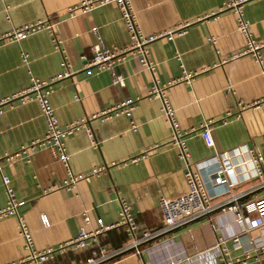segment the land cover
<instances>
[{"label":"crops","instance_id":"0c3cea01","mask_svg":"<svg viewBox=\"0 0 264 264\" xmlns=\"http://www.w3.org/2000/svg\"><path fill=\"white\" fill-rule=\"evenodd\" d=\"M80 1L0 0V36L49 18L57 23L54 31L62 51L52 50L44 31L19 42L1 43L0 99L24 89L30 76L43 81L53 79L49 104L59 128L131 100L134 109L130 116L90 120L86 128L91 138L84 129H78L65 138L64 145L74 174H86L102 163L119 164L143 157L134 164L117 165L101 175L86 177L77 182L72 192H42L64 178L62 165L48 150L34 152L29 163L20 160L9 166L1 164V174L8 177L16 198L23 202L18 214L36 250L54 248L75 238L84 212L89 218L84 226L86 231L95 229L98 221L103 225L115 223L119 200L131 207L141 229L162 227L157 200L182 194L185 183L184 164L177 161V150L169 141L171 129L160 112L161 103L148 96L155 85L165 87L163 94L178 130H196L183 137L190 165L238 147L253 148L262 155L264 164V109L239 112L236 107L238 102L249 104L262 97L264 86L252 59L236 55L244 49V40L236 31L231 11L220 10L225 0H129L141 34L153 38L146 48L154 69L148 72L135 56L127 54L115 68L124 78L122 88L111 85L107 72L84 68L96 43L91 28H96L99 39L108 48H121L128 43L119 11L107 4L87 14L68 17V8ZM242 12L251 37L263 41L264 0H246ZM21 54L27 56L25 64ZM260 54L264 64V48ZM63 60L71 74L59 79ZM180 66L196 75L188 83H170L180 76ZM203 123H209L213 141L210 149L204 146L197 130ZM131 124L136 126L134 130ZM43 133L44 123L36 103L15 104L11 109L2 107L0 153H13ZM91 140L96 147H92ZM259 183L255 178H241L227 195L215 202L226 201L231 195L239 196L238 200L244 198L238 204L264 197V188ZM5 200L0 182V208ZM40 216L45 217L47 226L41 224ZM255 217L249 215L250 219ZM209 218L211 223L200 220L173 230L146 243L139 255L128 253L107 264H140L141 260L145 264H165L168 258L175 257L183 259L178 264H215L218 262L215 253L184 259L210 247L216 237L224 239L229 259L264 247V216L262 226L249 232L238 227L230 213L215 211ZM230 235L237 236L238 247L233 245ZM125 242L123 230L112 229L99 235L93 244L55 254L44 264H84L98 247L113 250L123 247ZM24 254L15 219H1L0 264L14 262ZM260 264H264V256Z\"/></svg>","mask_w":264,"mask_h":264},{"label":"built area","instance_id":"2783aa9c","mask_svg":"<svg viewBox=\"0 0 264 264\" xmlns=\"http://www.w3.org/2000/svg\"><path fill=\"white\" fill-rule=\"evenodd\" d=\"M246 0H225L220 10H230L235 18L236 31L244 40V49L239 52L238 56H249L255 65L258 67V75L264 86V64L260 51L264 48V40L257 41L251 37L248 30V24L243 19L242 4ZM107 4L114 5L120 14V20L123 23L129 41L121 48H108L103 45L98 37L96 28H91L90 32L96 37V43L91 48V56L85 59L84 68H94L98 72H107L110 77L112 86L119 88L124 87V78L115 72V68L120 65L126 58L127 54L135 56L138 59L141 67L152 73L154 65L149 59L146 45L153 38L144 37L135 21V14L132 10L129 0H81L78 5L68 8L66 14L68 17H74L75 13L87 14L97 7ZM56 21L52 19L36 21L32 24L13 29L6 34L0 36L1 43L19 42L27 36L44 31L48 34L54 52L62 53L60 49V41L55 34L54 27ZM177 60L179 57L176 55ZM84 59V57H82ZM22 63L27 62L26 54H21ZM62 71L57 78H67L70 76L69 65L62 61L60 64ZM180 76L170 83L184 82L188 83L196 75L195 73L186 72L180 66ZM56 79V78H55ZM55 80L43 81L33 77H29L27 86L20 92L0 99V114L2 107L8 109L13 108L15 104L23 105L34 102L37 104L40 112V117L44 123V133L40 138L30 141L27 145L21 146L13 153H0V182L5 194V204L0 208V220L12 217L16 221V229L19 237L23 242V250L25 254L16 261L9 264H44L51 260L55 254H59L65 250H79L96 242V238L106 231L121 228L125 234L126 242L123 247L118 249H108L98 247L96 251H92L84 264H107L120 258L128 253L139 255L142 246L150 243L155 239L162 237L169 232L187 227L193 223L205 220L210 222V215L219 211L220 213H230L233 215L234 222L238 227H241L244 232L259 228L263 222L264 216V197L254 201L238 204V197L231 195L226 201H218L230 192L241 178L249 180L255 178L260 180L259 187L264 188V164L262 155L253 148L238 147L231 150H226L206 160L205 162L190 165L188 163L187 147L183 137L188 133L196 131L194 128L188 132H180L173 120L172 111L169 108L167 100L163 94V88L156 85L148 92L149 97L159 99L161 103L160 112L169 124L170 143L176 148V159L184 164L183 179L185 190L182 194L173 197H160L157 200V209L161 216L162 227L157 230H144L138 225L131 207L123 200H119V210L117 220L113 224L103 225L100 221L97 222L95 229L86 231L84 226L88 224L89 218L82 214V224L78 228V234L75 238L68 240L54 248H44L36 250L33 248L32 237L27 230L21 216L18 214V209L23 205V202L18 200L10 187L8 177L1 174V164L11 165L17 161L29 163L30 156L40 149L48 150L54 159L58 161L64 170V178L60 181L48 185L42 192L49 193L52 191L63 190L72 192L78 181L89 177L98 176L105 173L109 168L117 165L126 166L136 163L143 156H136L123 162L116 164L115 162L102 163L94 168H91L86 174H74L69 168V155L66 153L64 140L78 129H84L88 137H92L89 130L86 128V123L90 120H106L118 115L130 116L134 109V102L126 100L118 106L102 110L96 114L81 118L75 122L59 128L53 108L49 104V95L52 92L51 84ZM76 96H75V98ZM238 111L246 109L257 110L264 109V95L249 104L238 102L236 104ZM229 115V114H227ZM237 114L236 116H238ZM131 130L136 126L130 125ZM199 136L207 149L213 147V141L209 132V123H203L197 129ZM92 147H96V142L91 140ZM242 175V176H241ZM241 176V178H240ZM240 178V179H239ZM254 214L256 217L250 219L249 215ZM40 222L43 226L48 223L44 216H40ZM212 231L215 228L210 224ZM231 236V235H230ZM233 245L238 247L237 236H231ZM224 239L216 237L214 243L201 251H196L187 259L195 258L207 253H215L218 262L215 264H260L261 258L264 256V247H258L251 252H244L240 257L229 259L227 258V249L224 247ZM182 258H168L165 264H178ZM140 264H145L142 260Z\"/></svg>","mask_w":264,"mask_h":264},{"label":"water","instance_id":"95a60500","mask_svg":"<svg viewBox=\"0 0 264 264\" xmlns=\"http://www.w3.org/2000/svg\"><path fill=\"white\" fill-rule=\"evenodd\" d=\"M243 199H244V198H243ZM243 199L241 198V199H239L238 201H242Z\"/></svg>","mask_w":264,"mask_h":264},{"label":"trees","instance_id":"16d2710c","mask_svg":"<svg viewBox=\"0 0 264 264\" xmlns=\"http://www.w3.org/2000/svg\"><path fill=\"white\" fill-rule=\"evenodd\" d=\"M116 249H118V248H116Z\"/></svg>","mask_w":264,"mask_h":264}]
</instances>
